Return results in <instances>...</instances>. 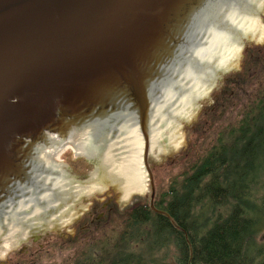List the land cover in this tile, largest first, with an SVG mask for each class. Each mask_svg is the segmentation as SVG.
I'll return each instance as SVG.
<instances>
[{
    "label": "water",
    "instance_id": "1",
    "mask_svg": "<svg viewBox=\"0 0 264 264\" xmlns=\"http://www.w3.org/2000/svg\"><path fill=\"white\" fill-rule=\"evenodd\" d=\"M241 1L0 0V169L13 140L48 128L42 117L68 115L67 102L91 91L121 120L106 151L144 127L155 130ZM109 111L78 131L84 151L94 154L88 132L100 134ZM148 144L146 137L153 203Z\"/></svg>",
    "mask_w": 264,
    "mask_h": 264
},
{
    "label": "trees",
    "instance_id": "2",
    "mask_svg": "<svg viewBox=\"0 0 264 264\" xmlns=\"http://www.w3.org/2000/svg\"><path fill=\"white\" fill-rule=\"evenodd\" d=\"M244 55V69L227 77L220 97L209 106L211 116L216 111L215 116H224L233 105L234 94L247 95L251 82L264 74V44H247ZM259 89V94L264 95V84H260ZM249 103L247 97L237 118L221 124L215 138L208 140L204 147L196 143L180 159L168 161L172 170L167 179L157 174L159 168L157 172L153 169L158 177L154 208L167 212L187 230L193 241L195 251L190 259L183 255L184 245L175 243L182 254L177 264H226L222 255L227 256V264H230L234 254L237 264H264L263 254L257 252V238L264 218V162H249L252 149L255 157L264 152V132L258 135L264 129V98L253 116ZM252 119L255 124L253 148ZM210 126H216L215 119ZM202 158L205 162H200ZM142 208L141 216L133 209L127 221L118 223L116 229L103 236L127 242L110 243L108 250L95 254L91 262L78 260L75 264H161L162 260L171 264L158 250L167 248L168 240H183V231L165 214L156 212L150 199ZM205 246L216 251L206 254Z\"/></svg>",
    "mask_w": 264,
    "mask_h": 264
},
{
    "label": "flooded vegetation",
    "instance_id": "3",
    "mask_svg": "<svg viewBox=\"0 0 264 264\" xmlns=\"http://www.w3.org/2000/svg\"><path fill=\"white\" fill-rule=\"evenodd\" d=\"M257 83H259L257 79L251 82V85H254L249 98L252 116L255 115V110L264 98V95L259 94L260 84ZM261 84H264V81ZM222 89L223 87H221ZM98 97L102 96L91 91V94L85 99H76V97L71 99L67 102V109H65L68 111V115L64 114V111L61 113V110H58L56 116H44L42 117L44 122L50 120L48 128L41 129L42 131L29 136H18L11 142L8 154L9 162L0 169V173H2L0 228L3 234H8L12 225H19L20 228L14 238V245L3 255H1V246L4 240L0 237V264H75L78 260L91 262L95 254L107 251L110 243L127 242L125 240H110L103 236L107 235L110 230L116 229L118 223L127 221L133 209L138 216H141L142 204L145 202L131 200L121 206V203H124L121 201V193L113 185H109L103 193H97V196L94 195L83 200L86 201L87 206L81 208L79 212V198L76 197L74 191V187L79 184V178L67 175L63 170L66 164L59 163L86 162L87 167L81 168L82 172H90V168L96 170L99 163L102 162L105 149L119 135L121 120L119 117H113L116 108L110 103V100L105 101L104 103L112 109L109 111L104 103H96ZM135 100L138 101L137 97ZM232 101L233 99H231ZM107 111L111 115L107 116L105 124L101 127V133L88 132L87 135L88 145L94 150V154L88 156L75 154L71 143L78 135V131H84L83 127L86 124L99 118L96 114L107 113ZM251 125L250 136L253 148L255 145L253 119ZM263 132L262 128L258 135ZM65 144L66 146L59 153L62 156L68 152L64 158L53 153L45 158V153L48 154L54 147L58 148ZM205 155L206 149L203 152V156ZM200 162H205L204 158ZM235 162L237 161L235 160ZM249 162H264V152L258 153L255 157L252 149ZM42 175L51 179L48 178V181L45 182L41 178ZM53 192L57 195L48 199H39L41 195ZM62 193L63 201L58 198V195ZM39 206L42 208L37 212ZM70 208L72 209L70 215H65L61 220L48 224L50 219L60 216V213ZM62 220L68 222L62 223ZM172 224L183 231L185 238L177 241L168 240L167 248L158 251L167 262L177 264L182 254L175 243L184 245L183 255L187 259L193 256L195 249L187 230L178 225L176 221ZM209 242L217 243V241ZM203 250L206 254L216 251L215 248L209 246H205ZM221 259H224L226 264L228 263L226 255H222ZM230 259V264H237L236 254ZM153 263L158 264L157 262ZM161 264H165V261L162 260Z\"/></svg>",
    "mask_w": 264,
    "mask_h": 264
},
{
    "label": "bare ground",
    "instance_id": "4",
    "mask_svg": "<svg viewBox=\"0 0 264 264\" xmlns=\"http://www.w3.org/2000/svg\"><path fill=\"white\" fill-rule=\"evenodd\" d=\"M264 0H242L230 21L223 37H216L158 126L155 130L147 127L149 152L158 153L177 151L185 141L182 133L183 124L191 121L200 104L212 92L219 78V73L233 70L243 55L245 41L261 42L264 39ZM73 150L78 155H92V151H84V139H73ZM62 145L54 147L49 154L59 155ZM145 141L141 130L106 151L101 165L96 172L99 181L78 184L74 187L77 198L92 197L103 193L108 185H113L121 192V201L129 202L135 195H145L148 191L147 169L144 161ZM57 194L49 193L44 199ZM64 200L63 193L58 195ZM42 208L37 207L38 210ZM71 208L49 220L53 224L65 215H70ZM44 219V218H42ZM7 221V219H6ZM62 220V223H67ZM1 246V255L14 245V238L20 226L12 225ZM1 231V228H0Z\"/></svg>",
    "mask_w": 264,
    "mask_h": 264
},
{
    "label": "rangeland",
    "instance_id": "5",
    "mask_svg": "<svg viewBox=\"0 0 264 264\" xmlns=\"http://www.w3.org/2000/svg\"><path fill=\"white\" fill-rule=\"evenodd\" d=\"M262 20L264 22V12L262 14ZM247 43L253 44V45H261V44H264V39L261 42L249 41ZM245 65H246V61H245V55H244V50H243L242 58L239 61L236 68L233 70L227 71L223 73L222 75H219V78L216 81L215 87L213 88L209 96L201 102L200 107L197 110L194 118L191 121L185 122L183 124L182 133L185 136V141H184L183 146L179 150L168 151V152H163V153L152 151L149 153L148 165L152 171L155 188L157 186V181H158V177L156 175L158 168H159V173L157 172V174L162 179H167L169 172H171L172 170L171 164L168 161L180 159L181 155L183 153L189 152L191 148H194V145H196V143L201 144L202 147H204L208 143V140H210L211 138L213 139L215 138L216 131L219 129L218 127L221 124L229 123L231 121H234L237 118V115L240 113V112L238 113V111L244 105L246 98L247 97L248 99L250 98V94L252 92V88L254 85L250 84L248 88V93L245 96L243 95V93L234 94L232 98L233 101L231 102L233 103V105L229 107L225 115L222 117L215 116V114L218 113L217 111L214 112V115L212 114L213 116H211V113L209 111V106L212 105L213 103H216V101L214 100L220 97L219 95H220L221 87L225 85L224 80H226L229 75L243 70ZM257 80H259V83L257 84H261V82L264 81V74L261 75ZM214 119H215L216 126L211 127L210 124L214 122ZM203 128H206V131L204 129V134L202 135L201 132ZM146 130H147V127H144L143 129H141L142 137L145 142H146V135H147ZM65 154H68V152ZM65 154H62V156L60 154L58 155V157L64 158ZM59 163L66 164V166L63 167V170H65L64 172L67 175H70L76 178L78 177L79 184H88L92 181H99L98 179L99 174L96 172L95 168H90V172L88 171L87 173H84L81 171V168L87 167L86 162H59ZM153 169L156 172H153ZM147 177H148L147 193L145 195H135L131 199L132 201L140 200L141 202H146L148 200L150 193H151V185H150L151 176H150V173L148 172V169H147ZM88 198L90 197H80L79 198V202H78L79 212L81 211V208H83L84 206H87L86 201H83V200H86ZM125 203H129V202H125ZM125 203H121V206H124ZM263 217H264V214L262 218ZM6 236H7V233L3 234V231L1 230L0 237L5 239ZM257 242L259 245L257 252L262 253L263 258H264V218L262 219V222L260 224V233L258 235ZM153 251H156V250H153Z\"/></svg>",
    "mask_w": 264,
    "mask_h": 264
}]
</instances>
